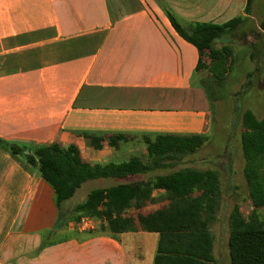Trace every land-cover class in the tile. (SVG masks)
Here are the masks:
<instances>
[{
    "label": "crops",
    "instance_id": "0c3cea01",
    "mask_svg": "<svg viewBox=\"0 0 264 264\" xmlns=\"http://www.w3.org/2000/svg\"><path fill=\"white\" fill-rule=\"evenodd\" d=\"M160 2L186 21L252 18L247 0H0V137L119 163L145 153V136L209 135L197 50ZM84 133L102 136L101 148ZM56 215L50 185L0 149V264H153L158 234L146 259L152 232L112 237L94 220L49 235ZM72 230L95 234L66 239Z\"/></svg>",
    "mask_w": 264,
    "mask_h": 264
},
{
    "label": "trees",
    "instance_id": "16d2710c",
    "mask_svg": "<svg viewBox=\"0 0 264 264\" xmlns=\"http://www.w3.org/2000/svg\"><path fill=\"white\" fill-rule=\"evenodd\" d=\"M160 4L175 31L196 48L195 71L209 101L205 85L221 83L235 61L229 43L222 42L219 48L214 44L232 34L247 17L235 16L221 24L186 21ZM251 4L252 0H247L246 15L251 13ZM260 25L264 27V21ZM241 125L243 175L253 211L245 215L234 204L229 213L228 262L264 264V219L257 213L264 206V114L258 118L251 109H245ZM84 135L92 147L101 148L102 136ZM207 139V134L145 136V153L119 163L88 161L75 144L63 147L56 142H19L0 137V149L24 168L35 169L52 188L57 215L49 235L87 216L99 220L100 233L112 237L134 231L157 233L153 264H214V238L209 225L216 218L221 197L219 174L215 169L181 165L182 159L195 153ZM99 178H112L116 183L90 189L76 204H64L83 183ZM154 190L163 192L154 197ZM150 202L160 203L144 211ZM65 232L66 239L95 234ZM52 243L43 242L41 247Z\"/></svg>",
    "mask_w": 264,
    "mask_h": 264
},
{
    "label": "rangeland",
    "instance_id": "374dc122",
    "mask_svg": "<svg viewBox=\"0 0 264 264\" xmlns=\"http://www.w3.org/2000/svg\"><path fill=\"white\" fill-rule=\"evenodd\" d=\"M251 13L252 18H246L232 34L222 36L214 44L219 48L222 42L229 43L233 47L235 61L221 83L205 85L211 106L210 133L203 146L186 155L181 163L215 169L219 174L221 197L216 218L209 225L214 238V264H229L228 217L233 205L238 204L245 215L253 211L243 175L240 134L241 115L245 109H251L258 118L264 114V27L260 25L264 21V0H252ZM113 183L112 178L89 180L64 204H76L84 200L90 189ZM159 203L150 202L143 210H153ZM257 213L264 219V206ZM156 236L157 233H149L143 242L146 259L152 253Z\"/></svg>",
    "mask_w": 264,
    "mask_h": 264
},
{
    "label": "built area",
    "instance_id": "2783aa9c",
    "mask_svg": "<svg viewBox=\"0 0 264 264\" xmlns=\"http://www.w3.org/2000/svg\"><path fill=\"white\" fill-rule=\"evenodd\" d=\"M94 223V220L90 217L83 216L81 219L75 223L76 227L81 229V230H87L92 228V225Z\"/></svg>",
    "mask_w": 264,
    "mask_h": 264
}]
</instances>
